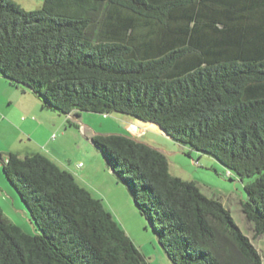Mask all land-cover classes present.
Returning a JSON list of instances; mask_svg holds the SVG:
<instances>
[{
    "label": "trees",
    "instance_id": "1",
    "mask_svg": "<svg viewBox=\"0 0 264 264\" xmlns=\"http://www.w3.org/2000/svg\"><path fill=\"white\" fill-rule=\"evenodd\" d=\"M43 1L26 11L0 0V76L44 109L121 114L214 158L248 180L241 210L263 235L264 0ZM92 141L172 264H263L220 200L171 175L164 151L128 133ZM2 149L36 233L0 207V264H149L104 200L44 147Z\"/></svg>",
    "mask_w": 264,
    "mask_h": 264
},
{
    "label": "rangeland",
    "instance_id": "2",
    "mask_svg": "<svg viewBox=\"0 0 264 264\" xmlns=\"http://www.w3.org/2000/svg\"><path fill=\"white\" fill-rule=\"evenodd\" d=\"M12 1L26 11H36L44 5L43 0ZM53 111L42 108L41 103L30 92H24L21 87L10 86L8 80L0 76V149L8 148L12 152H20L24 146L32 148V143L40 149V143L45 144L48 134L52 133L56 136L47 148L49 152L52 156L53 152L56 153L59 162H63L62 165L65 168L76 165L77 161L86 163L88 172H84L85 174L81 172L80 183L88 188L94 197L104 200L106 206L112 211L149 264H172V262L160 245L152 223L137 207L126 184L110 170L103 153L88 141L92 138V132L96 134L94 136L127 135L128 133V136L136 141L142 142L143 139L155 148L162 147L165 152H170L166 155L171 175L195 182L204 195L220 200L237 226L257 248L264 264V234L255 236L252 224L247 221L241 210V202L247 200L244 188L248 183L247 179L242 181L234 174L230 179L227 177L226 168L214 158L199 154L188 146L174 142L160 133L159 129L156 130L144 124L152 130L146 132L145 127H139L140 124L126 125L123 121L137 122L138 120L121 114L105 116L77 112L64 115ZM21 124L29 127L45 124L51 130L40 139L28 143L32 140L28 134H31L33 138L39 137L34 133H29L30 130L26 131L25 137L22 136L20 134L22 133ZM82 125L87 130H84ZM60 126L68 132L66 143L69 145L62 146L60 142L66 131H61ZM92 153H94L93 157ZM84 156H91L92 160H85ZM0 160L4 161L5 157ZM0 207L4 215L23 230L36 233V225L31 221L32 218L25 204L5 179L2 161H0Z\"/></svg>",
    "mask_w": 264,
    "mask_h": 264
},
{
    "label": "crops",
    "instance_id": "3",
    "mask_svg": "<svg viewBox=\"0 0 264 264\" xmlns=\"http://www.w3.org/2000/svg\"><path fill=\"white\" fill-rule=\"evenodd\" d=\"M31 94V93H30ZM37 100V99H36ZM75 115H77V114H75ZM75 117H78L79 118V116H75ZM77 121V120H76ZM126 125L128 124V125H139V124H137L136 122H129V121H127V120H125V121H123ZM46 123H48V122H46ZM45 123V124H46ZM38 125V126H36V125H31L30 127L29 126H27L26 124H21V129H22V133H20L22 136H24L25 137V135H26V131H28V130H30V132L29 133H34V134H36V135H38V137L39 138H33V136L31 135V134H28V135H30L31 137H32V140H29L28 141V143H30V142H32L33 140H37V139H40L41 137H43V136H45V135H47V133L51 130V128L48 126V127H46V125ZM83 126V129L84 130H87L86 128H85V126L84 125H82ZM125 126V125H124ZM140 126H142V125H139V127ZM145 130H146V132H151L152 130L149 128V127H146V126H142ZM125 128L127 129V127L125 126ZM60 130L61 131H65L66 129L63 127H61L60 126ZM89 131V130H88ZM43 132H45V133H43ZM92 132V131H91ZM126 132V131H125ZM67 130L65 131V135L63 136V138L61 139V143H62V146H65V145H69V143L67 144L66 143V141H67ZM84 134H85V131L83 132ZM160 133H162L163 135H165V133H163V131H161L160 130ZM92 134V138L94 137V135H96L94 132H92L91 133ZM53 134L52 133H50V134H48V136H47V140L45 141V144L44 143H40V145H41V147H44L45 148V150H46V154L48 155V157L50 158V159H52V160H54L58 165H60L62 168H64V169H66V170H68V171H70V172H72L74 175H75V177H76V179L78 180V182L80 183V177H82V174H81V172L83 171V173L85 172H88V171H86L87 170V166H86V163L84 162H79V161H77V164L76 165H71V166H69V168H65V166L64 165H62V163L63 162H59V159H58V155L56 154V153H54L53 152V156H52V153L51 152H49V150L47 149L48 147H49V145L50 144H52V140H51V136H52ZM166 136V135H165ZM167 137V136H166ZM92 138L89 140L88 139V141L90 142V143H92V145H94L93 144V141H92ZM142 142H144V143H146V144H148V145H151V144H149L146 140L144 141L143 139H142ZM56 143V142H55ZM46 144H48V145H46ZM152 146V145H151ZM161 151H164L165 152V149H163L162 147L161 148H159ZM40 149L39 148H37V146H36V144L34 145V143H32V148H30V147H27V146H24V148H23V150L22 151H20V152H18L17 151V153H19V155L20 156H22V157H24L25 155H27V154H30V153H34V152H38ZM43 149H41V151H42ZM2 151H9L8 150V148H3L2 149ZM165 153H170V152H165ZM93 154L94 153H92V157H93ZM92 157L90 156V157H88V156H84V158H85V160H92ZM89 166V165H88ZM112 171V170H111ZM84 173V174H85ZM88 175V174H87ZM81 184V183H80ZM82 185V184H81Z\"/></svg>",
    "mask_w": 264,
    "mask_h": 264
},
{
    "label": "bare ground",
    "instance_id": "4",
    "mask_svg": "<svg viewBox=\"0 0 264 264\" xmlns=\"http://www.w3.org/2000/svg\"><path fill=\"white\" fill-rule=\"evenodd\" d=\"M136 123H138V124L144 126V123H142V122L137 121ZM163 133H164V132H163Z\"/></svg>",
    "mask_w": 264,
    "mask_h": 264
},
{
    "label": "water",
    "instance_id": "5",
    "mask_svg": "<svg viewBox=\"0 0 264 264\" xmlns=\"http://www.w3.org/2000/svg\"><path fill=\"white\" fill-rule=\"evenodd\" d=\"M159 127V126H158ZM159 129L161 130V131H163L160 127H159ZM164 132V131H163Z\"/></svg>",
    "mask_w": 264,
    "mask_h": 264
}]
</instances>
